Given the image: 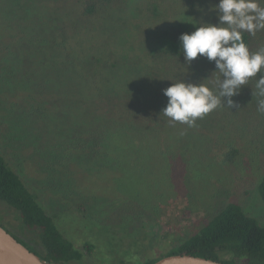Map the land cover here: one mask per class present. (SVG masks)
I'll use <instances>...</instances> for the list:
<instances>
[{
  "label": "rangeland",
  "instance_id": "rangeland-1",
  "mask_svg": "<svg viewBox=\"0 0 264 264\" xmlns=\"http://www.w3.org/2000/svg\"><path fill=\"white\" fill-rule=\"evenodd\" d=\"M90 2L95 9L87 15ZM217 2L0 0V154L46 212L62 218L58 223L64 222L63 234L78 249L84 242L94 246L91 256L96 259L86 257L83 264H117V259L105 261L118 254L121 245L127 248L136 242L144 248L143 257L129 264L141 263L184 241L229 203L239 204L264 226V204L256 191L264 172V119L258 111L256 78L233 98L239 107L229 111L218 107L197 118L184 136L150 135L139 141L147 142L146 150L138 141L119 136L126 161L115 177L97 174L91 159L63 151L72 139L77 143V134L102 126L105 132L110 129L105 113H112L110 99L124 85H136L129 91L139 94L145 87L159 90L162 83L185 79L216 91L214 63L198 57L188 68L179 36L194 30V20L215 23L212 7ZM260 47H264V30L251 36L250 52ZM121 112L120 118L127 122L129 114L138 110L134 106ZM140 120L136 118L137 123ZM175 127L180 134L185 130L179 122ZM181 137L186 150L195 148L204 172L216 159L215 142L220 149L236 143V163L212 169L202 181L190 180L183 165L173 160L170 169L161 171L165 161L153 145L161 142L170 153L172 143ZM187 156L191 155L187 152ZM65 157L69 160L62 167ZM67 177L78 188L77 181L84 180L82 188L93 196L69 195ZM162 190L167 194L159 199ZM145 201L157 211L143 210ZM136 212H144L140 219L146 224L136 225L138 220L129 218ZM0 225L39 251L33 233L23 229L16 214L1 203Z\"/></svg>",
  "mask_w": 264,
  "mask_h": 264
},
{
  "label": "trees",
  "instance_id": "trees-1",
  "mask_svg": "<svg viewBox=\"0 0 264 264\" xmlns=\"http://www.w3.org/2000/svg\"><path fill=\"white\" fill-rule=\"evenodd\" d=\"M94 9L95 3H88L85 8V14H92ZM243 40L249 47V50H251V36L245 33ZM170 84V81L168 83H162L161 86L159 85V90L155 86L145 87L147 89H142L143 92L139 94H132L129 91V89L136 88V85L131 86L132 88L128 87L129 84L124 85L121 93L113 94V97L110 99L112 113L110 112L108 115L105 113V120L110 123V129L107 128L108 131L105 132V129L102 128L104 126H102L95 131L88 129L86 133L77 134V137H75L77 143H74L72 139L71 146L64 147L63 151L68 154L76 153L75 155L77 156L81 155L79 157L80 159L85 157L91 159L92 168L96 170L97 174L106 172L107 174L110 173L112 177H115L123 170L124 162L126 161L124 159L125 145L118 142L117 139L119 136V138L123 137L138 142L150 139V135L154 137H167L171 135L184 136L187 130H192L191 127L183 124V129L185 130L180 134L181 130L177 129L175 123L171 122L162 113L167 103V98L163 96L162 90L170 86ZM134 106L138 112L129 114V120L123 122L119 115L124 112H121L122 109L130 111ZM226 107L224 105L220 106L219 111L223 109L229 111L230 109ZM261 114L264 119V112H261ZM136 118H141L139 123L136 122ZM241 125L244 124L241 123ZM244 126L241 128L244 129ZM226 129L227 127H224L223 131ZM181 140L182 137L172 143L170 153H166L161 142L153 145L155 148L160 149L156 154L159 157H163L165 161L164 167L162 166L163 168L160 169L161 171L170 169L173 160L175 164L183 165L190 180L197 181L200 179L202 181L205 180L206 175L209 176V173L214 168L222 169L235 165V160L239 154V148L236 146V143L229 144L226 146V149H220L218 147L219 142H215L214 148L218 152H215L213 156L216 159L213 163L205 166L206 172H204L200 165L201 161L193 152L194 147L191 146L189 147L190 150H186V147L182 146ZM137 144L145 150L147 149V142H139ZM187 152L191 156H187ZM67 160L69 158L65 157L61 161L60 164L62 167L66 164ZM68 179L69 185L66 188L71 192L69 195L81 196L83 194L90 197L93 196L87 190V187L82 188V185L85 184L83 182L84 180L77 181L80 187L78 188L72 178ZM173 187L174 180L172 177V189ZM256 191L261 202L264 204V172L256 186ZM166 194L162 190L158 198L160 199L166 196ZM0 203L16 214L20 226L23 229L25 228L33 233L35 237H32V240L38 244L39 251L34 250L22 240L14 237L31 252L35 253L43 263L83 264L82 260L84 258L92 257V252L95 249L94 246L91 243L84 242L82 249H78L63 234L61 229H64V222L62 224L58 223V218L60 217L51 216L46 212L30 188L1 154ZM145 203L146 206L141 203L143 210L157 211L155 205L152 207L147 201ZM141 217H144V212H136L129 218L132 220L136 218L138 220L136 225H140L141 221H143L140 219ZM146 238L147 236H145ZM119 249L120 252L118 254L108 257V260L106 259L105 262L117 259V264H129L130 260L133 262L143 257L142 249L144 250V248L142 246L141 249L138 242L127 248L121 245ZM94 252L97 251L95 250ZM172 255H189L218 261L223 264H264V226H261L254 217L245 214L239 204L229 203L215 215L210 216L200 229L184 241L178 244H172V247L166 252H158L155 256L146 258L137 264H153L164 257Z\"/></svg>",
  "mask_w": 264,
  "mask_h": 264
},
{
  "label": "clouds",
  "instance_id": "clouds-1",
  "mask_svg": "<svg viewBox=\"0 0 264 264\" xmlns=\"http://www.w3.org/2000/svg\"><path fill=\"white\" fill-rule=\"evenodd\" d=\"M262 4L264 0H218L212 7L215 23L193 19L194 30L179 36L184 64L190 68L198 57L214 63L217 88L213 91L206 84L185 79L171 83L162 90L167 98L162 113L171 122L192 127L197 118L222 105L236 109L239 105L233 98L251 78H256L258 111L264 112V47L250 52L243 40L245 33L255 36L264 30Z\"/></svg>",
  "mask_w": 264,
  "mask_h": 264
},
{
  "label": "water",
  "instance_id": "water-1",
  "mask_svg": "<svg viewBox=\"0 0 264 264\" xmlns=\"http://www.w3.org/2000/svg\"><path fill=\"white\" fill-rule=\"evenodd\" d=\"M0 264H45L0 225ZM153 264H223L189 255L164 257Z\"/></svg>",
  "mask_w": 264,
  "mask_h": 264
}]
</instances>
